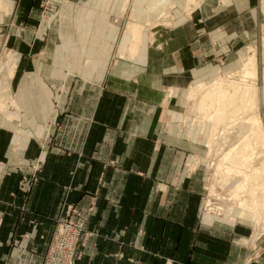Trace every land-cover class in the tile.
I'll return each mask as SVG.
<instances>
[{
    "label": "crops",
    "instance_id": "crops-1",
    "mask_svg": "<svg viewBox=\"0 0 264 264\" xmlns=\"http://www.w3.org/2000/svg\"><path fill=\"white\" fill-rule=\"evenodd\" d=\"M3 1L23 28L8 30L14 71L0 79L20 105L0 113V264H42L69 204L85 225L75 264H264L244 218L205 212L204 161L188 167L200 128L182 121L188 86L220 59L235 68L221 52L230 23L243 40L264 28L261 0H202L187 17L177 4L172 26L113 61L122 0H50L60 11L47 16L43 0ZM205 50L216 63L202 64Z\"/></svg>",
    "mask_w": 264,
    "mask_h": 264
},
{
    "label": "rangeland",
    "instance_id": "rangeland-1",
    "mask_svg": "<svg viewBox=\"0 0 264 264\" xmlns=\"http://www.w3.org/2000/svg\"><path fill=\"white\" fill-rule=\"evenodd\" d=\"M59 1H62L64 3L66 0H59ZM186 1L188 3L189 0H179V3H178V0H176V3L171 5V10H173L174 7L178 4L175 11L173 10L174 13L176 12V10H179V8H182V10L184 12L183 15H185L187 17V16L191 15V12L195 8L200 6L202 0H198L199 5H197V7H195L193 10H190L187 8ZM144 2H145V0H142L140 2H137V0H122V5L120 6V9H119V13L122 16V20L119 24V27L117 28L120 31L122 30V32H121L122 37L117 39V42H118L117 44L120 45V50H121V48H122V50L117 55H115V53L114 54L112 53L110 55V53H109L108 54V56L110 57L109 61H113V59L115 58L114 56H117L119 58H123L124 55H129L131 58L134 57L130 53V47L133 43V37H131V30H132V27H134L136 25V23H138V21L133 17V15L136 13V11H138V9H140L142 7ZM222 2H225V0H222ZM51 5H52V2L50 0H43L42 5L40 7L41 8V14L47 16V15L52 14V13H59L60 10H58V6H56V8L53 9ZM11 9L12 8L9 5L5 4L3 0H0V79L3 78L5 68H7L6 75L9 77L12 76L13 71H14V63H13L14 62V58H13L14 54H12V52L10 53V51L8 50V47L13 46L15 44V41H17V40L10 38V34L8 33V30L18 31V29H20L21 27L23 28L22 23L19 24V23H16L10 19L11 13H12ZM259 9L262 13L260 19H261V22H263L264 21V0H261V2L259 3ZM155 13L156 12H153L148 17V20H146L144 22L145 24H144V28L142 30V36H143L142 44H143V46L147 44V41H149V42L153 41V39H154L153 32L158 33L159 32L158 30L161 29L162 27L167 28V27L172 26L173 21L176 18V14H174L175 15L174 19H172V18L167 19V17H170V16L161 15L159 17V20L158 19H157L158 21L155 20V23H154ZM167 21L170 22V25H169V23H167ZM163 23H165V25ZM230 27L232 29L231 28L229 29L228 35L231 38V41L227 42V40H226L224 43L221 42L223 49L221 50V47H220V50L223 53L222 55H224V53H228L229 51L233 50L230 54L231 56L229 55L228 58L230 57L229 63L232 61V63H230V64L234 65L235 68L231 69L230 71L225 72L223 66H226V63H228V59L225 62H224V60L221 61V59H220L219 60V67L221 69L219 68L216 71L215 75H213V78L203 80V81H196L194 83L192 82L193 84L188 86V88L186 89V98H185V109H186V111L183 115L182 121H183V123H187L188 125L194 124V123H196V121H199V120L202 121V119H200L203 117V114H201V110L196 108V107L191 109V107L189 105V101L192 100V98L194 99V97H195L197 105H199L202 98L206 95V93L208 91H210L211 89L214 88L216 81H219L220 78H223V79L226 78L225 80L227 81L228 84L224 85L222 88L229 90V93H233V89H231V87H229L230 86L229 83H232V82H237V83L239 82L240 83V82L244 81L243 79H245V82H244L245 84H246V82H247V84L249 82L251 84H253L256 87L255 88L253 86V90L255 89L254 91H257V92L255 93L253 91L252 92L253 94L251 93L252 95L247 96L246 98H244L241 101V103L244 105L245 108L243 107V111L238 113L239 116L237 115V122L235 121V123L229 124V122L224 121V122H222L223 124L221 123L218 125L217 132H216L217 135H216V139H215V146L216 145L217 146L214 147L213 150H211L209 147V142L212 139L210 137V131L212 129L211 126L213 125L212 122L209 123L211 121V120H209L210 118H205L204 121L207 124L204 121H203V123H201V122L196 123L199 125L200 133H201L199 137L202 141V156H200V155L193 156V158H191L188 162V167L190 169H193V168H195V166L200 161H204L203 164L201 162V165H202V168L204 171V196H205L204 197V205H205L204 209H205L206 213H211V214H214V215L219 216V217H226L230 221H237V220H239L238 217H242V218H244V222H246L250 225V227L252 229V234H253L252 237L254 238L255 236L262 234L260 238L264 240V199H263L264 198V187H263L264 186V148H263L264 147V139L257 140L258 136H259L258 135L259 132H261L263 134V137H264V28H263V26H261L257 23L258 29H257V32L254 34V36H252L250 39L245 38L246 40H243L242 31H240L238 33L240 35L238 38L234 36V31H236V29H234L235 23L233 21L230 23ZM143 31H144V34H143ZM148 34H149V36H148ZM234 39H239V40L237 42V41H234ZM97 40L98 39H96V41ZM108 41L109 40H106V42H108ZM90 42H93V41L90 40ZM110 42L112 44H114V46H115L116 42H114V40H110ZM110 42L107 43L108 44V45H106L107 48L110 47L109 46V45H111ZM156 42H157V39L153 42V44L156 46L160 45V42L159 43H156ZM70 43H72L70 45V50L75 49L76 45H74L73 40H71ZM199 43L200 44L202 43L201 47L205 46V48H208L211 46V41H210L209 37H206V40L204 42H199ZM232 44L234 45L233 48H232V46H233ZM89 46L90 45H88L87 47H89ZM93 46H94V44H93ZM103 46L104 45H102V47ZM88 49H95V48L90 46ZM200 50L202 51V48ZM207 50H205V52ZM202 52H204V51H202ZM251 55L255 56L257 72H256L255 78H249L248 79V78H244V69H245L244 67H245V62L247 61L246 63H248V61L252 57ZM98 57H99V54H94V55L91 54L90 57L89 56L84 57L83 61L86 63H89V62L95 63V62H97V60H94V59H96ZM89 58H91V59H89ZM202 60H203L202 61L203 65H206L207 63H210V62H213L212 64H214V62L216 63V61L214 59H212L211 54L210 53L208 54V52H206L205 58L203 55ZM9 64H11V66H9ZM93 67L94 66L92 64V68ZM237 80H239V81H237ZM4 90H5V87H0V113H2L4 111V109L19 110L20 105H19L18 99L11 97L10 100H7L8 98L3 96V95H5ZM255 94H256V98H258L257 100H259L258 101L259 106H260V107L258 106L259 108L258 107L257 108L252 107L253 106L252 104H254V101H252L253 100L252 96ZM245 101H251L250 105H249V102L246 103ZM9 106H11V107H9ZM246 107L250 108V109H247ZM252 108L254 110L255 109H257V110L254 111ZM183 109H182V111H183ZM231 111L232 110H230L229 114L231 113ZM251 111H254L255 114L252 112V114L250 115ZM256 111H257V113H256ZM247 114L250 115L249 117L247 116L249 118V122H247V120H248V118L246 117ZM12 116H13L12 113L7 114V119H12ZM241 116H243V117H241ZM238 117L240 118V123H239ZM244 118H245V120H244ZM254 118L256 120L258 119V121L260 122L259 129H257L255 132L254 131L251 132V130H249L247 134H244L245 127L247 125L251 124L254 121L253 120ZM229 120L230 119H228V121ZM244 121L246 124L242 125V123H244ZM238 123L241 124L240 126H242V127L238 126ZM163 124H164V126H167L168 123L163 122ZM224 124H226V125H224ZM232 124H233V126H232ZM234 125H236V128ZM226 128H229V129L232 128L231 131H233V132L231 133L230 130H229V132H227L228 129L226 130ZM238 128L240 131L238 130ZM262 128H263V131H262ZM236 130L238 131V133ZM225 132H226V134H225ZM234 134L235 135L237 134V136H235ZM191 136L192 135L190 134L189 138H191ZM238 136H239V139L237 138ZM224 138H225V141H224ZM228 138L230 139V141L229 140L227 141ZM249 140H250V142H249ZM256 142L258 145L255 144ZM245 144L248 147L251 146L255 151V153L253 152L254 156L252 157V161L251 160L248 161V163L250 164L249 168L251 171H249V168H248V170L246 169V172L248 175L257 176V177H254V179H251L252 182L250 181L245 188H243L242 190H239L237 192V195H233L231 192L238 185H240L243 182V177L240 174V172H241L239 169L240 167H237L236 165H232L233 171H234V172H232V174L235 173L236 177L234 179H232L231 181H229V183L226 184L222 188V190H220V188L222 185H224V183L227 181V179L231 178V175H232L231 172H229V170H228V168L232 167L230 155L233 153V150H237V149L241 148L242 146H244ZM222 149H223L222 153H224V154L220 153V151ZM220 155H222V156H220ZM223 156H225V157H223ZM218 157H219V159H218ZM220 161H222L221 163H225V164L222 166V168L219 169V171H216L217 163L218 162L220 163ZM224 161H226V162H224ZM256 169H258V171H261V173L257 172ZM250 173H253V174H250ZM260 185L262 186V188H260L261 187ZM254 188H255V190H254ZM258 192H260V193H258ZM251 196H253V197L251 198ZM255 199H256V201H255ZM262 201H263V203H262ZM262 206H263V208H262ZM83 227H84V233H85L84 223H83ZM247 240L248 239H246L245 241H247Z\"/></svg>",
    "mask_w": 264,
    "mask_h": 264
},
{
    "label": "bare ground",
    "instance_id": "bare-ground-1",
    "mask_svg": "<svg viewBox=\"0 0 264 264\" xmlns=\"http://www.w3.org/2000/svg\"><path fill=\"white\" fill-rule=\"evenodd\" d=\"M142 0H137V2H140ZM174 3H176V0H145L144 4L142 5V7L140 9H138V11H136V13L133 15V17L138 21V23H136V25L134 27H132V30H131V37H133V43L130 47V53L132 54V56H136L138 51H139V48L141 46V43H142V30L144 28V22L146 20H148V17L153 13V12H156L155 13V18H154V23H155V20H159V17L161 15H165V16H171L172 14V10H171V5H173ZM187 4V8L190 9V10H193L195 7H197V5H199V2L198 0H189ZM127 8V7H126ZM133 18V19H134ZM173 18V17H172ZM157 20V21H158ZM150 23V22H149ZM151 24V23H150ZM165 25V23H163ZM153 26V25H152ZM252 56V55H251ZM250 56V57H251ZM247 62V61H246ZM245 62V69H244V78H255L256 77V72H257V68H256V61H255V56H252L250 58V60L248 61V63ZM226 77V76H225ZM243 77V76H242ZM226 79V78H225ZM223 79V78H220L219 81H216L215 83V86L213 89H211L210 91H208L206 93V95L202 98L201 102L199 103V105H197V102L195 100V97L194 99L192 98V100L189 101V105L192 108L196 107L198 109L201 110V114H203V117L200 118L202 119L199 120V121H196V123H203V121L205 120V118H210L209 120H211L209 123L212 122V129L210 131V137L212 138L209 142V147L211 150L214 149L215 146V139H216V135H217V128H218V125L221 124L222 122L224 121H227L230 123H235V121L237 122V115L238 113H240L241 111H243V107L244 105L241 103V101L246 98L247 96L249 95H252L253 91V84H251L250 82L247 84L244 83L245 82V79H243L244 81L242 82H232V83H229V87H231V89H233V93H229V90H226V89H223L222 87L224 85H227V81ZM233 81V80H232ZM235 81V80H234ZM239 81V80H237ZM247 81V80H246ZM255 81V80H254ZM254 83V82H253ZM255 87V86H254ZM205 88V87H204ZM256 88V87H255ZM257 90V89H256ZM255 93L257 91H254ZM252 93V94H251ZM259 94V93H258ZM253 97V100L254 101V104H252L251 106L254 107V108H257L259 106V103L257 100L258 98H256V94L252 96ZM258 97V96H257ZM246 103L249 102V105H250V102L251 101H245ZM250 107V106H249ZM260 107V106H259ZM258 107V108H259ZM245 108V107H244ZM247 108V107H246ZM247 109H250V108H247ZM253 109V108H252ZM231 111V113L229 114V112ZM254 110V109H253ZM257 110V109H255ZM254 110V111H255ZM254 111H251L250 115L252 114V112L254 113ZM257 113V111H256ZM255 114V113H254ZM250 115H246V117L250 116ZM239 116V115H238ZM256 116V115H255ZM243 117V116H241ZM245 117V116H244ZM247 117V118H248ZM258 117V116H257ZM256 117V118H257ZM239 118V117H238ZM246 118V119H247ZM251 118V117H250ZM228 119H230L228 121ZM185 120V119H184ZM242 120V119H241ZM245 120V118H244ZM254 121L247 125L245 127V132L244 134H247L249 130H251V132H255L257 129H259V126H260V122L258 121V119L256 120L255 118L253 119ZM205 122V121H204ZM247 122H249V118L247 120ZM206 123V122H205ZM239 123H240V118H239ZM238 123V126H240L241 124ZM242 123V122H241ZM207 124V123H206ZM223 124V123H222ZM243 124H246L245 121ZM226 125V124H224ZM233 126V124H232ZM235 128H236V125H234ZM237 126V127H238ZM220 127V126H219ZM227 127V126H226ZM242 127V126H240ZM228 129L227 132H229V130L231 131V129L229 128H226V130ZM239 130V128H238ZM242 130V129H241ZM235 131V130H234ZM237 131V130H236ZM240 131V130H239ZM260 131V130H259ZM262 131H263V128H262ZM233 131H231L232 133ZM235 133V132H234ZM238 133V131H237ZM241 133V132H240ZM219 134V133H218ZM226 134V132H225ZM262 133L259 132V136H258V139L257 140H262L264 139L263 137V134L261 135ZM223 135V134H222ZM235 135V134H234ZM237 136V134L235 135ZM218 137V136H217ZM227 138V137H226ZM239 139V136L237 137ZM247 138V137H246ZM234 139V138H233ZM243 139V138H242ZM241 139V140H242ZM245 139V138H244ZM222 140V139H221ZM230 141V139L228 138L227 141ZM224 141H225V138H224ZM233 141V140H232ZM231 141V142H232ZM238 141V140H237ZM250 142V140H249ZM217 144V143H216ZM257 144V142L255 143ZM219 145V144H218ZM233 145V144H232ZM231 145V146H232ZM258 145V144H257ZM228 147V146H227ZM239 147V146H238ZM263 147V146H262ZM264 148V147H263ZM217 149V148H216ZM216 151V150H215ZM223 149L220 151L221 154H224L222 153ZM217 152V151H216ZM253 152L255 153L254 149L250 146L248 147L246 144L244 146H242L241 148L237 149V150H233V153L230 155V160H231V166L232 165H236L237 167H240V174L242 175L243 177V182L238 185L231 193L233 195H237V192L239 190H242L243 188H245L247 186V184L251 181V179H254V177H257V176H251V175H248L247 172H246V169L248 170V168L250 167V164L248 163L249 160L252 161V157L254 156L253 155ZM219 156V155H218ZM222 156V155H220ZM225 157V156H223ZM222 158V157H221ZM219 159V157H218ZM223 159V158H222ZM221 159V160H222ZM218 161V160H217ZM250 161V162H251ZM222 161H220V163L218 162L217 163V167H216V171H219L220 168H222V166L225 164V163H221ZM226 162V161H224ZM247 162V163H246ZM229 172H234L233 171V166L228 168ZM257 172H260L261 171H258V169H256ZM260 170V169H259ZM226 171V170H225ZM249 171L250 168H249ZM239 173V172H238ZM250 174H253V173H250ZM259 174V173H258ZM236 177V174L233 173L231 175V178L227 179V181L224 183V185L221 186L220 190H222V188L229 183V181H231L232 179H234ZM228 178V177H227ZM252 182V181H251ZM257 184V183H256ZM261 186V185H260ZM249 187V186H248ZM264 187V186H263ZM262 188V186L260 187ZM252 189V188H251ZM217 190V189H216ZM255 190V188H254ZM247 191V190H246ZM244 193V192H243ZM252 193V192H251ZM256 193V192H255ZM260 193V192H258ZM262 194V193H261ZM225 197V196H224ZM253 196H251L252 198ZM258 199V198H257ZM264 199V198H263ZM256 201V199H255ZM241 203V202H240ZM256 203V202H255ZM263 203V201H262ZM261 205V204H260ZM240 206V205H239ZM244 206V205H243ZM251 208V207H250ZM258 208V207H257ZM263 208V206H262Z\"/></svg>",
    "mask_w": 264,
    "mask_h": 264
},
{
    "label": "built area",
    "instance_id": "built-area-1",
    "mask_svg": "<svg viewBox=\"0 0 264 264\" xmlns=\"http://www.w3.org/2000/svg\"><path fill=\"white\" fill-rule=\"evenodd\" d=\"M23 176L22 180H25ZM77 210L69 204L64 215L57 218L51 243L42 264H75L78 241L84 234L83 222Z\"/></svg>",
    "mask_w": 264,
    "mask_h": 264
}]
</instances>
